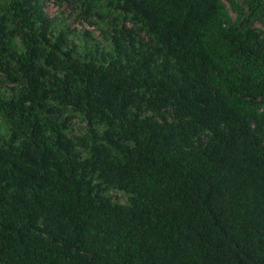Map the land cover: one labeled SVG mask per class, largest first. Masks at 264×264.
Masks as SVG:
<instances>
[{"label":"trees","instance_id":"1","mask_svg":"<svg viewBox=\"0 0 264 264\" xmlns=\"http://www.w3.org/2000/svg\"><path fill=\"white\" fill-rule=\"evenodd\" d=\"M0 116V264H264V0H0Z\"/></svg>","mask_w":264,"mask_h":264},{"label":"rangeland","instance_id":"2","mask_svg":"<svg viewBox=\"0 0 264 264\" xmlns=\"http://www.w3.org/2000/svg\"><path fill=\"white\" fill-rule=\"evenodd\" d=\"M45 11L47 13V15L49 17H54V15H57L58 11H60V8L56 7L55 4H52L51 2H48L45 5ZM73 27L75 29H83L86 31H90V32H94V34L96 35V30L94 28V26L89 25L85 22H82L80 25L79 24H73ZM4 96H7V94H4ZM8 134V128L7 126L4 124L1 116H0V138L1 137H6V135ZM115 195V197L117 198V200L120 203H124L125 202V196L122 195L121 193H113Z\"/></svg>","mask_w":264,"mask_h":264}]
</instances>
